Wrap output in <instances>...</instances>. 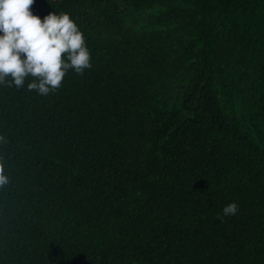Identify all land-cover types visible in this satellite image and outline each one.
I'll return each instance as SVG.
<instances>
[{"label":"trees","instance_id":"1","mask_svg":"<svg viewBox=\"0 0 264 264\" xmlns=\"http://www.w3.org/2000/svg\"><path fill=\"white\" fill-rule=\"evenodd\" d=\"M30 11L68 13L92 67L0 85V264H264V0Z\"/></svg>","mask_w":264,"mask_h":264},{"label":"clouds","instance_id":"2","mask_svg":"<svg viewBox=\"0 0 264 264\" xmlns=\"http://www.w3.org/2000/svg\"><path fill=\"white\" fill-rule=\"evenodd\" d=\"M34 0H0V85L35 90L40 96L58 91L71 70L83 75L91 65L85 36L68 13H49L43 18L30 11ZM0 143H6L0 136ZM10 177L0 162V188ZM236 202L222 209V216H233Z\"/></svg>","mask_w":264,"mask_h":264}]
</instances>
